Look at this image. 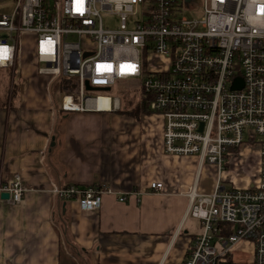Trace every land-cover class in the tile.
I'll list each match as a JSON object with an SVG mask.
<instances>
[{"label":"built area","instance_id":"1","mask_svg":"<svg viewBox=\"0 0 264 264\" xmlns=\"http://www.w3.org/2000/svg\"><path fill=\"white\" fill-rule=\"evenodd\" d=\"M202 2V16L189 18L183 13L194 0H17L0 16V69L19 77L21 38L35 35L37 74L76 81L73 93L61 94L62 112L119 109L120 99L108 94L138 90L141 109L165 119L167 155L197 157L220 176L230 152L258 151L260 173L249 188L228 190L219 177L211 195H189V215L202 231L183 264H220L241 242L252 244L253 264H264V0ZM106 17L118 26L105 25ZM5 193L12 204L23 201L19 176L0 182ZM53 193L97 211L113 192L68 186Z\"/></svg>","mask_w":264,"mask_h":264},{"label":"crops","instance_id":"2","mask_svg":"<svg viewBox=\"0 0 264 264\" xmlns=\"http://www.w3.org/2000/svg\"><path fill=\"white\" fill-rule=\"evenodd\" d=\"M36 69L19 65L15 101L0 107V182L19 176L25 190L20 204L0 196V264H183L202 231L189 195H211L217 167L167 155L164 118L141 107L62 112L57 80ZM68 186L113 193L88 211L53 193ZM233 250L249 257L220 264H253L251 243Z\"/></svg>","mask_w":264,"mask_h":264},{"label":"rangeland","instance_id":"3","mask_svg":"<svg viewBox=\"0 0 264 264\" xmlns=\"http://www.w3.org/2000/svg\"><path fill=\"white\" fill-rule=\"evenodd\" d=\"M197 2L194 9L186 10L183 14L189 18H199L203 14L202 0H194ZM17 0H0V16L11 14L16 6ZM105 25L114 28L118 26V20L112 18H104ZM36 36L23 35L21 38V49L19 59L21 61L20 67L23 64H36L34 61ZM18 79L13 76L10 70L0 69V107L15 101L17 94ZM57 98L61 99L60 92H57ZM112 98H119L120 105L123 109H136L142 106L143 100L141 99L140 92L137 91H121L119 89L113 90L108 94ZM14 96V97H13ZM116 105V104H115ZM163 117L162 115H159ZM164 118V117H163ZM165 120V119H164ZM231 155L224 158L223 171L219 176V171L216 172L217 180L221 178V186L228 189H246L255 184L258 180L261 166V156L259 162V152L253 148H241L237 151L230 152ZM218 170V168H217ZM249 257V254H236L233 250L231 260L234 259L243 263L239 258ZM248 261V260H247Z\"/></svg>","mask_w":264,"mask_h":264},{"label":"trees","instance_id":"4","mask_svg":"<svg viewBox=\"0 0 264 264\" xmlns=\"http://www.w3.org/2000/svg\"><path fill=\"white\" fill-rule=\"evenodd\" d=\"M76 89V81L75 79L72 78H60L57 80V91L60 92V94H68V93H73ZM139 108L133 109V110H122L120 111L123 114H128V115H132V116H138L139 115ZM69 249H71V251L73 253H76V249L74 246L69 245L68 246ZM229 264H233L232 262H230Z\"/></svg>","mask_w":264,"mask_h":264},{"label":"water","instance_id":"5","mask_svg":"<svg viewBox=\"0 0 264 264\" xmlns=\"http://www.w3.org/2000/svg\"><path fill=\"white\" fill-rule=\"evenodd\" d=\"M190 1L191 0H185V2H187V3H189ZM87 89L89 91H105V92H109L110 91L109 88H104V89H102V88H93V87H91L89 85H87ZM2 198L5 199V200H8V199H10V195L5 193V194L2 195Z\"/></svg>","mask_w":264,"mask_h":264},{"label":"bare ground","instance_id":"6","mask_svg":"<svg viewBox=\"0 0 264 264\" xmlns=\"http://www.w3.org/2000/svg\"><path fill=\"white\" fill-rule=\"evenodd\" d=\"M104 106L103 108H109V100H104Z\"/></svg>","mask_w":264,"mask_h":264},{"label":"snow or ice","instance_id":"7","mask_svg":"<svg viewBox=\"0 0 264 264\" xmlns=\"http://www.w3.org/2000/svg\"><path fill=\"white\" fill-rule=\"evenodd\" d=\"M3 52H6V50H3ZM0 58H2V55H0Z\"/></svg>","mask_w":264,"mask_h":264}]
</instances>
